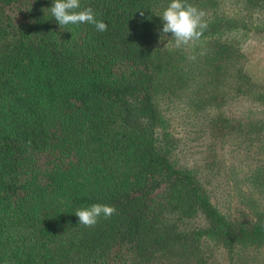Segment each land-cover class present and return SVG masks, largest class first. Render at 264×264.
Masks as SVG:
<instances>
[{"label": "trees", "instance_id": "16d2710c", "mask_svg": "<svg viewBox=\"0 0 264 264\" xmlns=\"http://www.w3.org/2000/svg\"><path fill=\"white\" fill-rule=\"evenodd\" d=\"M235 1L225 14L216 0H187L207 28L190 61H176L158 41L171 0H80L104 32L60 29L53 0H0V264H187L206 243L264 247V206L221 213L203 175L169 159L156 102L157 80L158 96L182 83L212 138L249 139L263 159L264 85L236 62L231 32L264 31V0ZM242 100L250 115L230 110ZM250 166L248 188H264V161ZM96 203L117 213L79 225L75 212Z\"/></svg>", "mask_w": 264, "mask_h": 264}, {"label": "rangeland", "instance_id": "374dc122", "mask_svg": "<svg viewBox=\"0 0 264 264\" xmlns=\"http://www.w3.org/2000/svg\"><path fill=\"white\" fill-rule=\"evenodd\" d=\"M216 1L219 11L225 14L238 12L239 5L235 0ZM231 33H236L240 43L236 62L243 66L248 77L264 85V31H258L257 27L253 26L250 30H238ZM167 38V35H162L158 41L176 48L174 40L166 42ZM202 46L201 40H198L188 46L177 48L176 61H190L189 54L197 53ZM182 55L181 60L177 59V56L180 58ZM193 60L194 58L191 61ZM179 69L178 65L174 68L175 75L180 74ZM173 80L175 84L178 82L176 77ZM181 86L182 83L177 85V89L160 93L158 96V80L155 85L156 102L161 106L165 117V132L169 134L173 142L169 159L178 167H191L198 170L207 183L212 202L221 213L231 219L238 218L235 214L238 210H248L247 205L252 208L264 206V188L260 190L248 188L246 174L252 163L264 161V154L256 152L263 159L256 158L251 140L246 138L238 139L232 135L218 143L217 139L212 138L204 130L206 108L196 100L191 88L179 89ZM238 102L232 101L230 110H237L239 113L243 110L250 115L246 101ZM257 114L260 116L264 112L258 110ZM159 137L160 132L157 130V140ZM189 223L204 225L205 222L199 216ZM187 264H264V247H238L230 251L218 244L206 243L204 256L201 259H191Z\"/></svg>", "mask_w": 264, "mask_h": 264}, {"label": "clouds", "instance_id": "9594fccd", "mask_svg": "<svg viewBox=\"0 0 264 264\" xmlns=\"http://www.w3.org/2000/svg\"><path fill=\"white\" fill-rule=\"evenodd\" d=\"M60 29L82 24L93 25L98 32L107 30L108 25L96 19L91 7L80 10V0H53L48 8ZM143 16L144 12L140 11ZM205 12L189 4L187 0H171L167 8L159 16L163 27L162 35L171 34L176 48H182L198 41L207 28L204 21ZM71 32V31H69ZM117 213L114 206L96 203L89 207L78 209L75 215L79 218V225L92 228L100 218L109 219Z\"/></svg>", "mask_w": 264, "mask_h": 264}]
</instances>
